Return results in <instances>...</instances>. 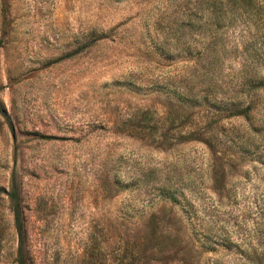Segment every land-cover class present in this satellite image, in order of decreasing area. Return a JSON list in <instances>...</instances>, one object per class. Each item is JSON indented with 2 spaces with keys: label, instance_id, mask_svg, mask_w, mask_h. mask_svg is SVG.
Wrapping results in <instances>:
<instances>
[{
  "label": "rangeland",
  "instance_id": "obj_1",
  "mask_svg": "<svg viewBox=\"0 0 264 264\" xmlns=\"http://www.w3.org/2000/svg\"><path fill=\"white\" fill-rule=\"evenodd\" d=\"M188 1L0 0V264H246L264 251V137L177 95L210 40L172 27Z\"/></svg>",
  "mask_w": 264,
  "mask_h": 264
},
{
  "label": "trees",
  "instance_id": "obj_2",
  "mask_svg": "<svg viewBox=\"0 0 264 264\" xmlns=\"http://www.w3.org/2000/svg\"><path fill=\"white\" fill-rule=\"evenodd\" d=\"M184 7V19L177 16L172 21L174 30L183 31L185 26L196 27L208 32L210 40L203 51L195 53L194 67L185 83L176 86L177 95L192 107L212 109L213 115L224 111V118L241 117L248 122L253 136L261 134L264 137V0H194L193 5L188 1ZM235 29V40L230 49L236 54L238 68L232 71L231 84L228 85L218 79V69L228 49L223 33ZM166 53L163 52L164 55ZM188 53L192 54V51ZM228 98L229 101L223 100ZM247 139L241 146L244 152L258 147L254 137ZM13 211L18 215L17 206L13 207ZM16 228L21 239L19 223ZM203 235L205 240L210 239L208 229ZM219 239V245L226 247L231 244L225 236ZM244 257L246 264H264V251L258 253L256 248L246 252Z\"/></svg>",
  "mask_w": 264,
  "mask_h": 264
}]
</instances>
